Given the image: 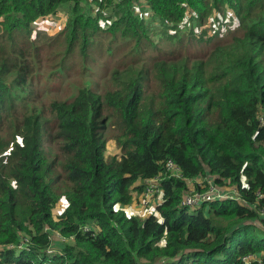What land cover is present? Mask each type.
<instances>
[{
    "label": "trees",
    "instance_id": "1",
    "mask_svg": "<svg viewBox=\"0 0 264 264\" xmlns=\"http://www.w3.org/2000/svg\"><path fill=\"white\" fill-rule=\"evenodd\" d=\"M65 8L57 35L31 40L38 21ZM188 15L196 28L213 15L238 25L165 48L168 32L155 41L154 21L179 27ZM97 41L121 63L105 91L78 84L37 110L43 63L60 81L83 76ZM262 117L264 0H0V264H242L251 255L264 264ZM112 140L119 153L107 156ZM158 176L157 215L128 216ZM208 176L242 202L182 205L188 181ZM52 231L74 241L53 243ZM24 239L26 249H9Z\"/></svg>",
    "mask_w": 264,
    "mask_h": 264
},
{
    "label": "rangeland",
    "instance_id": "2",
    "mask_svg": "<svg viewBox=\"0 0 264 264\" xmlns=\"http://www.w3.org/2000/svg\"><path fill=\"white\" fill-rule=\"evenodd\" d=\"M87 4L91 5V1L87 2ZM140 4L143 5L144 18L148 22H153V15L152 13H150L149 9H146L145 3L141 1ZM92 6L94 7V9H97L95 4H92ZM63 11L58 16L52 17L49 20L45 19L38 21V24L35 25V32H33L31 35V40L36 39L38 35V37L43 35L53 37L57 35L65 27V24L68 20L67 14L69 13V8H65ZM93 15L95 16V13ZM190 20L191 18L188 15L186 23L179 27H174L172 25H161V23H158V21H154L152 27V36H154L155 41H161L162 37L160 33L168 32L170 41L167 42L165 40L161 43V45L165 48L171 42L176 43L178 40L180 41L184 38H186V41L188 43V39L190 37L189 33L191 31L195 33L194 36L196 37V35L199 36L205 30H208V32H210L211 29H214L216 27L226 29L229 25L237 24V20L233 17H221L219 18L220 21H217L216 15H213L211 21L208 22L207 25L201 28L198 26L199 28H196L194 22H190ZM101 23L104 25V27L109 24L105 21H101ZM168 34H166V39L168 38ZM108 46L109 42L105 41H97L93 45L92 48L94 49L95 62L89 66L88 72L83 76H77L75 74H72V72L67 71L65 72L67 76L66 78L62 79L61 81L58 78L54 79V74L51 77L48 71L50 60L45 61L43 63V67L39 70L38 74H36L37 76H40L38 77V84H35L37 95L36 102L34 103L35 108L37 110H47L46 107L51 101L55 99L65 100L69 97L74 96L77 92L78 84H81L82 87H90L96 93L102 94L109 86V75L116 67L121 64L119 61H108L109 54L105 52ZM47 54L48 52H45L44 56H46ZM116 146L117 145L114 140L109 142L107 147V156H113L119 153V150L116 148ZM66 203V200L62 199L54 209L53 215L55 218L61 216V214L63 213L62 210L66 208ZM124 210L127 212L128 216H137L142 219H146L151 215H157V209H155L154 207L142 208L139 206V202L137 201V199H135L131 205L125 206ZM73 241L74 240H70L69 242L72 243ZM54 250L56 252V249Z\"/></svg>",
    "mask_w": 264,
    "mask_h": 264
},
{
    "label": "built area",
    "instance_id": "3",
    "mask_svg": "<svg viewBox=\"0 0 264 264\" xmlns=\"http://www.w3.org/2000/svg\"><path fill=\"white\" fill-rule=\"evenodd\" d=\"M261 121L264 124V117L261 118ZM166 168L172 176H181L178 166L172 160L168 161ZM160 181V176L146 181L144 193L140 196L138 200L141 206H143L144 208L154 207L156 209L162 203L164 191L160 186ZM190 183L191 180L188 181L189 186ZM198 186L201 188V190H197L196 186L194 189H190L189 187V191L184 195L182 205L194 208L209 202H221L227 200L242 202L236 187L219 186L214 182V179L207 180V182L203 183L202 186ZM83 231L93 232V229L90 226H85L83 228ZM49 238L52 240L53 243H66L70 240H73V238L68 239L63 237L58 231H52ZM28 243V239H24V241L18 246L11 245L9 249L23 250L27 248ZM54 249L55 247L52 245V247H50L49 252L54 253ZM255 262H261V257L257 255H251L244 257L242 260V264H253Z\"/></svg>",
    "mask_w": 264,
    "mask_h": 264
},
{
    "label": "crops",
    "instance_id": "4",
    "mask_svg": "<svg viewBox=\"0 0 264 264\" xmlns=\"http://www.w3.org/2000/svg\"><path fill=\"white\" fill-rule=\"evenodd\" d=\"M210 179H213V178H211L210 176L205 177V178H197V179L191 181L189 187H190V189H194L196 185H200V186H202L203 183L207 182V180H210ZM136 198H137V197H136ZM137 201H138V200H137ZM67 206H68V205H67V203H66V204H65V207L67 208ZM139 206L142 207V208H144L143 206L140 205V203H139ZM65 207H64V208H65ZM66 208H65V209H66ZM65 209H63L62 212H64ZM59 213H60V212H59ZM56 251H57V249H56ZM54 253H55V252H54Z\"/></svg>",
    "mask_w": 264,
    "mask_h": 264
}]
</instances>
